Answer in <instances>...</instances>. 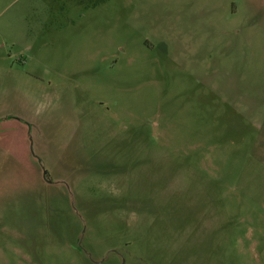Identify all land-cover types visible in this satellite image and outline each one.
Masks as SVG:
<instances>
[{"label":"rangeland","instance_id":"obj_1","mask_svg":"<svg viewBox=\"0 0 264 264\" xmlns=\"http://www.w3.org/2000/svg\"><path fill=\"white\" fill-rule=\"evenodd\" d=\"M0 264H264V0H0Z\"/></svg>","mask_w":264,"mask_h":264}]
</instances>
